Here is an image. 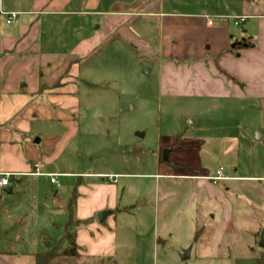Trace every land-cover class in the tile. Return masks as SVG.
Instances as JSON below:
<instances>
[{
	"label": "rangeland",
	"instance_id": "374dc122",
	"mask_svg": "<svg viewBox=\"0 0 264 264\" xmlns=\"http://www.w3.org/2000/svg\"><path fill=\"white\" fill-rule=\"evenodd\" d=\"M181 1L164 0L165 11H182ZM188 1L207 12L226 8L223 0ZM68 19L82 29L89 27L88 32H81L82 38L94 35L79 43L66 32L59 37L70 38L57 43L54 51L80 59L76 95L42 99L31 92L32 82L24 78V86L28 85L9 112L10 118L23 113L24 120L29 119L25 124H31L34 131L42 128L36 115L55 118L47 123L48 134H52L48 141L52 139L54 146L50 171L66 176L58 178L60 187L43 178L39 193L13 188L12 197L17 201L14 212L8 214L13 228L1 237L9 243L16 235L21 239L18 246L10 244V251L33 256L52 249L64 237L69 221L66 206L58 200L71 199L72 186L80 178L109 181L106 176L114 175L118 176L115 186L119 192L114 225L136 232L139 264H254L264 253L259 240L264 233V101L238 95L205 99L170 93L163 83L154 25H145L141 31L142 25L131 26L133 18L109 19L89 13ZM60 29L54 28L55 32ZM236 29L242 33L244 26ZM182 64L191 62L177 63ZM71 118L78 123L74 135ZM61 120L70 125L68 136ZM58 134L65 135L62 147L57 145ZM258 135L262 138L257 139ZM48 141L44 139L45 145ZM170 150V161L165 162ZM220 166L227 173L217 186L224 200L210 198L201 187L197 191L193 178H177L196 176L217 185L214 178ZM234 169L245 180H237ZM56 200L54 214L50 204ZM224 227L229 232L223 233L222 246L214 248L217 233ZM199 228L204 230L195 242ZM190 250L192 257L183 260ZM61 262L113 264L82 256Z\"/></svg>",
	"mask_w": 264,
	"mask_h": 264
},
{
	"label": "crops",
	"instance_id": "0c3cea01",
	"mask_svg": "<svg viewBox=\"0 0 264 264\" xmlns=\"http://www.w3.org/2000/svg\"><path fill=\"white\" fill-rule=\"evenodd\" d=\"M223 2L226 7L224 12L217 9L212 12L202 11L200 7H192L188 0H183L180 5L182 11L167 13L164 0H0V178L2 175H10L9 185L0 186V264L35 263V255L21 252L15 254L10 251L11 243L17 246L20 244L21 235H16L11 243L1 237V233L5 235L11 227L13 228L12 222L9 221L12 217L8 215L14 212L13 205L17 201L12 197L13 188L39 193L43 178L51 183L48 176L50 174L58 175L57 180L66 176L50 171L54 160V146L50 143L52 139L48 141L52 134H48L47 123H53L55 118L46 114L37 118L39 114L36 115L34 119H41L39 122L42 128L40 131H34L31 124H25L29 119L24 120L23 113L10 118L9 112L17 106L24 88L28 85L24 86V78L32 82L31 92L42 99L55 94L76 95L74 84L79 76L77 66L80 59L78 56L68 58L67 54L54 51L58 47L57 43H63L70 38L59 37L66 32L77 37L75 41L79 43L88 42L94 35L82 38L81 32H88L89 27L82 29L79 24L76 26L68 18L82 13L102 15L103 18L109 19L133 18L135 22L131 26L140 24L141 31L145 30V25H154L158 31L159 65L163 70V83L170 93L205 99L238 95L242 99L251 97L255 101H264V0ZM11 13L16 14V19L9 24L8 15ZM208 18L228 20L226 23L210 26ZM230 18L240 19L238 26H244L242 33H237V26ZM62 25L66 27L64 31ZM54 28L61 29L55 32ZM55 33H58L57 37ZM186 60L190 61L191 65H177ZM226 75H230L237 83L229 80ZM71 119L68 121L72 130L74 129V135L78 123ZM61 121L65 124L62 126L68 136L70 125L65 123L67 120ZM64 136H56L59 147L65 143ZM44 139L49 143L45 145ZM171 153L172 150L165 162L170 159ZM37 164L41 165V173L44 175H35ZM89 175L92 178L100 176ZM224 175L227 176L225 170ZM234 175L239 181L245 180L237 174V169ZM179 177L193 178L191 181L196 182L197 191L201 187L206 189L210 198L216 196L224 200L217 187L221 181L213 185L196 176L182 175L177 178ZM59 183L61 184V181ZM116 183L117 181H83L81 178L74 182L72 193L75 187L78 193L75 218L81 222L90 221L72 230L76 233L78 255L110 261L113 264H139L140 252L136 232L131 227L114 225V213L119 209ZM51 185L54 186L52 183ZM8 190L11 193H7ZM3 192L11 197L3 195ZM54 197L57 199L59 193H54ZM37 198L35 196V199ZM58 201L66 206L68 212L70 198L67 201ZM58 201L50 204L54 214L57 212ZM225 203L229 208L228 200H225ZM105 211H108L109 215L101 224L97 221V215ZM55 225L53 221V226ZM3 227L6 229L2 231ZM227 232L229 228L224 227L217 233L214 248L222 246V235ZM191 257L190 250L188 259Z\"/></svg>",
	"mask_w": 264,
	"mask_h": 264
},
{
	"label": "trees",
	"instance_id": "16d2710c",
	"mask_svg": "<svg viewBox=\"0 0 264 264\" xmlns=\"http://www.w3.org/2000/svg\"><path fill=\"white\" fill-rule=\"evenodd\" d=\"M231 79L233 78L231 77ZM77 198L78 193L75 187L68 203L69 221L65 227L64 237L55 243L52 249L36 254L34 264H62L61 261L63 258H79L76 233L72 230L78 226L88 224L90 221L81 222L75 218ZM203 230V228H199L195 236V241H198ZM255 264H264V253H260L255 258Z\"/></svg>",
	"mask_w": 264,
	"mask_h": 264
},
{
	"label": "built area",
	"instance_id": "2783aa9c",
	"mask_svg": "<svg viewBox=\"0 0 264 264\" xmlns=\"http://www.w3.org/2000/svg\"><path fill=\"white\" fill-rule=\"evenodd\" d=\"M8 16H9L8 17V23L9 24L13 23L15 21V19H16V14L15 13H11ZM227 20H228V18H213V19L212 18H208V24L210 26H213L215 24H223V23H226ZM231 20L234 21L236 26L240 25V19L233 18ZM35 167H36V174L35 175H44V174L41 173V165L40 164H37ZM48 176L51 178V183L52 184L57 185V187H60V183L57 180L58 175L50 174ZM9 177H10V175H2L1 176V178H0V186L1 187H7L9 185ZM106 178L109 181H112V182H116L117 181V177H115V176H109V177H106ZM224 179H225L224 169L220 168L217 171V175L214 178V180L220 181V180H224Z\"/></svg>",
	"mask_w": 264,
	"mask_h": 264
},
{
	"label": "water",
	"instance_id": "95a60500",
	"mask_svg": "<svg viewBox=\"0 0 264 264\" xmlns=\"http://www.w3.org/2000/svg\"><path fill=\"white\" fill-rule=\"evenodd\" d=\"M144 70H145V73H148V69L146 67H144ZM257 139H260V136H258ZM164 159L165 160L168 159V153L167 152L165 153ZM7 193H11V191L8 190ZM108 215H109V213H107V212L100 213L99 217H98L100 219V222L103 223L107 219ZM260 247L264 249V233H262L261 237H260ZM188 257H189V253H187V255H185V256H182V259L186 260V259H188Z\"/></svg>",
	"mask_w": 264,
	"mask_h": 264
}]
</instances>
